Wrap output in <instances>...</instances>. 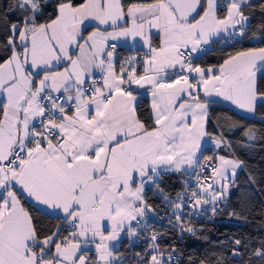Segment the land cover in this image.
Listing matches in <instances>:
<instances>
[{"label": "snow or ice", "instance_id": "1", "mask_svg": "<svg viewBox=\"0 0 264 264\" xmlns=\"http://www.w3.org/2000/svg\"><path fill=\"white\" fill-rule=\"evenodd\" d=\"M247 2L10 0L18 18L0 16V264H118L112 242L137 235L151 211L145 187H158L162 171L210 167L209 176L196 174L190 207L217 212L243 162L218 155L200 163L212 136L209 106L219 98L248 113L264 108V46L228 53L218 66L193 59L221 33L245 37ZM250 39L264 44V24ZM129 41L147 52L118 64V43ZM244 135L257 138L252 129ZM214 143L230 147L222 134ZM177 199L182 209L183 194ZM34 211L55 214L67 234L45 233ZM175 221L195 235L180 214ZM150 239L143 264H172L175 248ZM253 254L264 259V249Z\"/></svg>", "mask_w": 264, "mask_h": 264}, {"label": "trees", "instance_id": "2", "mask_svg": "<svg viewBox=\"0 0 264 264\" xmlns=\"http://www.w3.org/2000/svg\"><path fill=\"white\" fill-rule=\"evenodd\" d=\"M9 4L10 0H0V16L6 15L15 21L17 15L7 11ZM262 5L264 0H248L247 5L242 7L245 15L249 17L245 37L231 43H222V39L214 41L195 63L201 67L217 66L228 53H234L241 48L264 46L261 42H250L252 34L257 32V26L264 24ZM6 36V27L0 19V57L6 55L2 46ZM143 51L119 46L118 64L129 56L135 55L139 58V53ZM148 106L149 99L144 96L141 105L144 118L148 116ZM209 116V133L213 137L222 134L230 147L225 144L218 150L208 147L203 156L215 158L216 155H223L243 162L225 199L220 202L215 214L211 212V205H204L198 208V219H190L181 213L182 209L173 211L175 203H167L164 196L174 198L179 203L178 194H183L184 199L196 187L177 173H161L157 181L158 187H148L145 198L155 215L165 214L166 223L155 224L152 219L145 227L137 229V240L134 243H130L126 237L123 238L114 250L121 264H143L149 258L152 243L150 237L153 234L158 236L156 243L161 250L172 252L175 248L172 264H200L201 261L205 264H264V259L253 254L256 249H264V108L258 106L254 116L250 117L217 102L209 106ZM230 124L235 127H229ZM248 129L255 132V140H248L244 135ZM159 190L162 191V196ZM176 214H180L185 223H190L197 229L195 235L181 233L174 226ZM33 215L45 233L60 227L61 232L67 234L66 225L62 220L56 219L55 215L37 211ZM235 240H240L241 245H235ZM234 248H238L241 253L239 256L232 255Z\"/></svg>", "mask_w": 264, "mask_h": 264}, {"label": "crops", "instance_id": "3", "mask_svg": "<svg viewBox=\"0 0 264 264\" xmlns=\"http://www.w3.org/2000/svg\"><path fill=\"white\" fill-rule=\"evenodd\" d=\"M247 24H248V23H247ZM226 36H228V35L225 34V33H221L219 36H217V37H213L212 42H211L210 44H208V45H204V46H203V47H204V50H203L202 52H199V53L194 54V58H195V59L200 58V57L205 53V51L208 50V49L211 47V44H212L214 41L221 40V39L225 38ZM240 38H241V37H236L237 40H239ZM154 39H155V38H154ZM119 46H121V47H130V48H137V49L144 50L143 53H139L138 56H140V57L143 56L142 54H145V53L147 52V49L143 48V47L141 46L140 42H135V43H133V42H131V41H129L128 43L119 42V43H118V47H119ZM194 64H196V63L194 62ZM196 65H198V64H196ZM199 66H200V65H199ZM217 66H218V65H217ZM205 68H207V67H205ZM141 91L143 92V90H141ZM144 96H146V97L149 99V103H150V96H149L147 93H145ZM216 99H217L218 103H222V104L228 105V106L232 107L234 110H236V111H238V112H240V113H242V114H244V115H246V116H247V115H248V116L251 115L250 113L245 112V111L242 110V109H238L236 106L232 105L231 103H229V102H227V101L220 100L219 98H216ZM250 117H252V116H250ZM214 138H215V137H213V136H211V137H205L204 140L202 141V151H201V153H198V155L201 156V160H200V162L203 160V157H206V156H203L204 150H205L206 148L210 147V148H213L214 150H218V149L222 146V144H221L220 146H217L216 143H214ZM216 156H218V155H216ZM225 157H226V158H230V157H228V156H225ZM217 163H218V161H217ZM240 169H241V168H240ZM240 169L237 170V174H238V172L240 171ZM196 170H197V168L194 167V168H192V169H187L185 172H173V173H177V174L181 175L182 177L187 178V179H188V182L191 184V183H192V177H193V175L196 173ZM163 172H168V171H162L161 173H163ZM237 174H236V175H237ZM235 177H236V176H235ZM159 178H160V176L157 178V181L159 180ZM234 179H235V178H234ZM232 183H233V181H230V183H229V188L232 187ZM148 187H155V185H153V184H148V185H146V187H145V191H146V189H147ZM228 191H229V190H228ZM227 193H228V192H227ZM159 194L162 196V195H163L162 191L159 190ZM164 197H165V196H164ZM173 210H176V208L174 207ZM45 211H46V210H45ZM151 211H152V210H151ZM178 211H179V210H178ZM49 214H50V215H55V214H51V213H49ZM155 216H156V215H155V213H154L153 211H152V213H150L149 211L146 212L145 217H144L143 220L141 221V225H140L137 229H141V228L145 227V226L147 225V223H149L152 219H154ZM134 223H135V222H134ZM66 226H67V225H66ZM125 237L129 240L130 243H134V242L137 240V235L134 236V237H129L126 233H122V234H121V237L119 238V240L112 242V244H113V246H114V250L118 247L119 242H120L123 238H125ZM94 254H95V252H94V248H92V250L89 252V255L94 256ZM116 255H117V254H116ZM117 256H118V255H117Z\"/></svg>", "mask_w": 264, "mask_h": 264}, {"label": "built area", "instance_id": "4", "mask_svg": "<svg viewBox=\"0 0 264 264\" xmlns=\"http://www.w3.org/2000/svg\"><path fill=\"white\" fill-rule=\"evenodd\" d=\"M233 41H236V38H228V39H227V42H228V43H231V42H233ZM194 60H195V59H193V62H194ZM98 75H99V74H98ZM200 163H208V162L202 160ZM211 163H216V161L213 160ZM197 173H199L201 176H209V175L211 174V168H210V167H209V168H205V169L203 170V172H201V169L197 168L196 173H195V174L193 175V177H192V183H191L192 185H194V187L197 186V179H196V174H197ZM190 200H191V193H188V194L184 197V199H183V201H184V206H183V208H182L181 213H182L184 216H186V217H188V218H190V219L197 220L198 217H199L198 208H197V209H192V208L190 207ZM154 222H155V224H164V223H166V216H165V214H162V213L157 214V215L154 217ZM65 230H66V231L68 230V226H65Z\"/></svg>", "mask_w": 264, "mask_h": 264}, {"label": "rangeland", "instance_id": "5", "mask_svg": "<svg viewBox=\"0 0 264 264\" xmlns=\"http://www.w3.org/2000/svg\"><path fill=\"white\" fill-rule=\"evenodd\" d=\"M228 38H229V36H226L225 38H223V39H222V43H226ZM236 40H237V39H236ZM194 59H195V58H194ZM195 60H196V59H195ZM195 60H194V62H195ZM194 62H193V63H194ZM250 114H251L250 116H252V117L254 116L253 113H250ZM247 116H248V115H247ZM213 160L216 161L215 158H214ZM216 163H217V161H216ZM165 201H166L167 203H169V204H171V203H173V202H174V203H177V201L174 200V198H169V197H168L167 200L165 199ZM219 204H220V203H219ZM173 208H174V207H173ZM178 210H180V209H176V210H173V211H175V212L177 211V212H178ZM149 212L152 213V211H149ZM151 251H152V249L149 248V252H150V253H151ZM118 264H121L120 260H118Z\"/></svg>", "mask_w": 264, "mask_h": 264}, {"label": "water", "instance_id": "6", "mask_svg": "<svg viewBox=\"0 0 264 264\" xmlns=\"http://www.w3.org/2000/svg\"><path fill=\"white\" fill-rule=\"evenodd\" d=\"M250 42H252L253 44H256V43H259L260 40H258V39H250Z\"/></svg>", "mask_w": 264, "mask_h": 264}]
</instances>
